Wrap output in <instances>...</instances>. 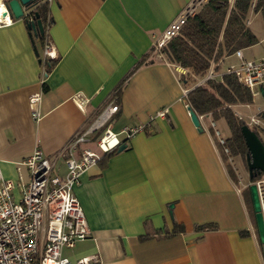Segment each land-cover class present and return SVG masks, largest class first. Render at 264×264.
<instances>
[{"label":"crops","instance_id":"0c3cea01","mask_svg":"<svg viewBox=\"0 0 264 264\" xmlns=\"http://www.w3.org/2000/svg\"><path fill=\"white\" fill-rule=\"evenodd\" d=\"M191 1L48 0L47 37L57 58L44 79L43 45L32 40L25 20L11 17L0 25L5 178L26 181V156L38 147L53 157L109 104L118 109L102 129L118 133L147 126L124 149L90 165L73 186L90 232L62 249L72 264L91 254L98 257L91 264H264L243 188L226 171L207 115L198 117L200 129L190 120L179 82L184 68L153 49L155 37ZM141 58L145 61L136 66ZM34 93L40 98L33 105ZM76 94L86 101L82 109L73 100ZM160 109L166 114L156 117ZM56 169L65 173L62 158ZM174 223L183 230L173 233ZM203 224L215 228H196Z\"/></svg>","mask_w":264,"mask_h":264},{"label":"built area","instance_id":"2783aa9c","mask_svg":"<svg viewBox=\"0 0 264 264\" xmlns=\"http://www.w3.org/2000/svg\"><path fill=\"white\" fill-rule=\"evenodd\" d=\"M191 2L166 26L160 36L155 37V51L160 53L167 41L179 33L187 18L194 14L189 7ZM0 6V25L10 23L11 17L8 16L2 0ZM4 13L6 14L3 15ZM231 55L237 62L225 64V59ZM40 56L41 79H44L48 74L45 69L46 62L57 58V52L47 35ZM185 72V69L181 70L179 82L182 84L183 99L188 107L185 95L190 87H186L181 80ZM224 74L234 75L240 84L249 90L252 101L255 96L264 100V53L258 58L247 59L239 48L217 62L212 60L193 86L203 85L207 80L220 81ZM39 98V93L30 95V103L36 104ZM73 100L80 109L86 102L80 94H76ZM117 109V104L106 106L94 124L71 137L53 157L49 158L40 148H35L22 161L28 172L26 181L21 176L16 181L5 178L0 170V264H72L69 258L62 254V249L73 247L77 241L87 238L90 232L83 209L73 194V186L78 183L81 173L96 163L102 153L111 151L119 146L123 139H129L143 131L146 126L139 124L126 127L118 133L107 127L102 129ZM165 114L166 109H160L155 116L163 117ZM31 116L37 120V111L32 110ZM262 120L264 104L245 124L250 128H258L262 126ZM100 129V133L94 135V132ZM119 134L123 137L119 138ZM215 134L219 143L224 144V139L218 137V131L215 130ZM224 152L227 153L225 147ZM58 158H62L65 164V173L62 175L56 169ZM249 184L256 187L264 227V173L252 181L248 180L246 186ZM15 191H18L17 196ZM97 261V255L91 254L77 258L73 264H91Z\"/></svg>","mask_w":264,"mask_h":264},{"label":"trees","instance_id":"16d2710c","mask_svg":"<svg viewBox=\"0 0 264 264\" xmlns=\"http://www.w3.org/2000/svg\"><path fill=\"white\" fill-rule=\"evenodd\" d=\"M31 14L37 13L43 28L41 34H35L28 28L33 41L43 45L47 35L48 25L52 22L50 16L48 0H38L31 4ZM259 13L264 26V0H233L232 5L229 0H207L204 6L195 14L189 16L179 33L169 39L160 49L164 58L173 64L185 69L182 75V83L190 87L185 95V101L197 115H209L212 121L223 119L226 123L230 135L224 139V144H220L212 126L208 127L213 141L221 155L222 162L232 181L236 182V176L226 162L229 156H240L248 172L246 160L247 147L241 133V126L245 121L239 118L233 107L238 104L252 103L249 90L244 87L232 74H224L221 80H207L203 85L193 86L196 79L202 76L213 60L217 62L220 58L231 54L234 50L245 48L256 44L259 40L251 29L245 24L248 12ZM145 58H141L136 64L143 63ZM56 60L46 62V71L49 72L55 65ZM134 69V68H133ZM217 70L219 67L216 68ZM122 82L115 90L118 96ZM260 137L259 131L252 128ZM147 130L145 126L144 131ZM126 139L121 141L125 143ZM227 148V153L224 152ZM118 152V146L109 152L101 154L96 161H102ZM262 172L252 169L254 180ZM247 189V188H245ZM251 214V213H250ZM251 218L255 224L252 211ZM197 229H213L214 224L197 225ZM181 224L174 223L172 232L182 231ZM242 233V232H241Z\"/></svg>","mask_w":264,"mask_h":264},{"label":"rangeland","instance_id":"374dc122","mask_svg":"<svg viewBox=\"0 0 264 264\" xmlns=\"http://www.w3.org/2000/svg\"><path fill=\"white\" fill-rule=\"evenodd\" d=\"M207 0H193L190 4V8H192L194 14L198 12L206 3ZM233 0H229V4L232 5ZM251 12V11H250ZM249 22V23H248ZM245 24L250 27L252 32L262 40L258 41L256 44H253L251 46L242 48L244 57L247 59L252 58H258L264 53V32L262 30L263 27V20L259 13L255 14L254 12H251L250 15H247V18L245 20ZM161 58V57H159ZM237 60L234 56H228L224 63L225 64H234ZM264 100L260 98L259 96H255L253 98V101L248 106L243 105H235L233 107L234 111L237 112V116H241L244 121H248L252 115H254L257 111V109L261 106H263ZM207 125L212 126L213 123V129L218 131V137L220 138H227L230 135L229 129L224 122L223 119H219L217 121H212L211 117L207 115ZM262 126L256 128L259 131L260 137L262 142L264 143V120H262ZM122 135L119 134V138H121ZM94 148V147H93ZM221 156V155H220ZM226 162L229 163L231 168L233 169L235 176H236V182L235 184L237 186H240V188H243V198L245 205L247 207V210L252 215V205L250 200V194L248 188L245 189L246 184L248 183V173L244 166V162L242 160V157L240 156H229L226 160ZM252 223H253V219Z\"/></svg>","mask_w":264,"mask_h":264},{"label":"water","instance_id":"95a60500","mask_svg":"<svg viewBox=\"0 0 264 264\" xmlns=\"http://www.w3.org/2000/svg\"><path fill=\"white\" fill-rule=\"evenodd\" d=\"M38 0H2L8 12V16L12 18H23L26 23V27L32 29L35 34H41L43 32L42 24L39 19H37L38 14L35 12L31 14L32 7ZM4 13L3 15H5ZM264 97V91L262 92ZM189 117L191 122L195 127L200 129V122L198 115L190 108L187 107ZM241 133L244 138L245 145L247 147V165H248V179L251 178L252 169L264 173V143L255 133V131L250 128L247 124L241 126ZM126 147L125 143L118 146V151H121ZM248 190L250 194V200L252 205V210L255 220V228L258 236V240L261 244V249L263 253L264 260V227L262 223L261 214L259 211V202L256 192V187L254 184L248 185ZM171 207L172 204H169Z\"/></svg>","mask_w":264,"mask_h":264},{"label":"flooded vegetation","instance_id":"af4514ba","mask_svg":"<svg viewBox=\"0 0 264 264\" xmlns=\"http://www.w3.org/2000/svg\"><path fill=\"white\" fill-rule=\"evenodd\" d=\"M249 180V179H248ZM245 188H248V186H245ZM253 225H254V227H255V224H254V222H253Z\"/></svg>","mask_w":264,"mask_h":264},{"label":"bare ground","instance_id":"6f19581e","mask_svg":"<svg viewBox=\"0 0 264 264\" xmlns=\"http://www.w3.org/2000/svg\"><path fill=\"white\" fill-rule=\"evenodd\" d=\"M1 7V6H0Z\"/></svg>","mask_w":264,"mask_h":264}]
</instances>
